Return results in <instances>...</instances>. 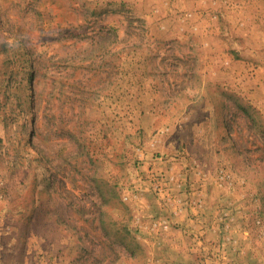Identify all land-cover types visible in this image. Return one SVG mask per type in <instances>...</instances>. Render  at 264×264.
I'll list each match as a JSON object with an SVG mask.
<instances>
[{
  "label": "rangeland",
  "instance_id": "374dc122",
  "mask_svg": "<svg viewBox=\"0 0 264 264\" xmlns=\"http://www.w3.org/2000/svg\"><path fill=\"white\" fill-rule=\"evenodd\" d=\"M0 237L264 264V0H0Z\"/></svg>",
  "mask_w": 264,
  "mask_h": 264
},
{
  "label": "crops",
  "instance_id": "0c3cea01",
  "mask_svg": "<svg viewBox=\"0 0 264 264\" xmlns=\"http://www.w3.org/2000/svg\"><path fill=\"white\" fill-rule=\"evenodd\" d=\"M4 233V228H3V232ZM4 250V242L3 240H1V237H0V253ZM4 255H0V264H27V260L24 256H22V254L20 255H16L13 257L12 259V262H7V261H4Z\"/></svg>",
  "mask_w": 264,
  "mask_h": 264
}]
</instances>
